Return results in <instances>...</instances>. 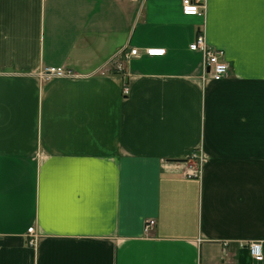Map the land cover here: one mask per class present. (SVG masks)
<instances>
[{
	"label": "crops",
	"instance_id": "obj_1",
	"mask_svg": "<svg viewBox=\"0 0 264 264\" xmlns=\"http://www.w3.org/2000/svg\"><path fill=\"white\" fill-rule=\"evenodd\" d=\"M182 1L0 0V264H264V0Z\"/></svg>",
	"mask_w": 264,
	"mask_h": 264
},
{
	"label": "built area",
	"instance_id": "obj_2",
	"mask_svg": "<svg viewBox=\"0 0 264 264\" xmlns=\"http://www.w3.org/2000/svg\"><path fill=\"white\" fill-rule=\"evenodd\" d=\"M204 5L199 0H183V14L186 16L199 15L204 9ZM190 49L193 51H200L203 56V78H208L213 81L223 80L229 73V64L224 58V52L209 47L206 37L203 32L199 33L195 42L190 45ZM166 53L165 49L160 48H148L144 50V54L150 57L164 56ZM140 55L137 49H131L130 51H120L108 62L109 66H112L116 72L124 74L125 62L132 58ZM106 74L107 71H102ZM79 75L70 69L64 67H46L39 72V78L42 81H49L53 78H77ZM124 93L129 95L130 90L126 86ZM200 174L199 166L194 168L189 166L187 169V175L198 176ZM156 222L154 220H148L145 224V232L155 227ZM28 245L35 246L37 242V235L34 228L31 227L28 230ZM241 247H245L249 250L250 255L256 260L263 258V246L259 241L245 242L240 244Z\"/></svg>",
	"mask_w": 264,
	"mask_h": 264
}]
</instances>
